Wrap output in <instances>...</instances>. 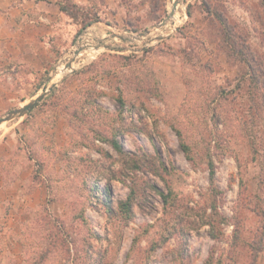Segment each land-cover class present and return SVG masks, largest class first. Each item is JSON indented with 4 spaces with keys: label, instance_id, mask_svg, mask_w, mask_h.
Listing matches in <instances>:
<instances>
[{
    "label": "rangeland",
    "instance_id": "1",
    "mask_svg": "<svg viewBox=\"0 0 264 264\" xmlns=\"http://www.w3.org/2000/svg\"><path fill=\"white\" fill-rule=\"evenodd\" d=\"M173 2L89 0L73 8L75 26L48 69L0 76L5 264L44 255L53 235L58 250L42 264H204L211 251L226 264H264L251 247L263 127L249 81L239 86L247 66L229 59L218 19L262 53V0H183L175 25ZM45 86L30 111L15 112Z\"/></svg>",
    "mask_w": 264,
    "mask_h": 264
},
{
    "label": "crops",
    "instance_id": "2",
    "mask_svg": "<svg viewBox=\"0 0 264 264\" xmlns=\"http://www.w3.org/2000/svg\"><path fill=\"white\" fill-rule=\"evenodd\" d=\"M73 26L60 0H0V76L15 79L48 69Z\"/></svg>",
    "mask_w": 264,
    "mask_h": 264
},
{
    "label": "trees",
    "instance_id": "3",
    "mask_svg": "<svg viewBox=\"0 0 264 264\" xmlns=\"http://www.w3.org/2000/svg\"><path fill=\"white\" fill-rule=\"evenodd\" d=\"M62 11L68 16L71 21L76 19V12H73V8H77V10L82 9L85 5L81 2L75 0H60ZM261 6L264 11V0H262ZM207 12L211 13L212 10L210 7L207 8ZM220 21V25L222 29H219V35L222 37L224 41V45H227V54L229 59H235L236 61L243 63L247 66V72L245 76H242L239 82V86L242 87L244 82L248 80L249 90L251 95V100L253 101L251 104V108L254 110V115L257 117L260 122H262L263 134L259 138V141L256 143L257 146H260L261 149H257L255 154H259L263 158L264 162V52L258 53L252 50L247 42V39L243 38V35L240 34L238 36L239 40L237 41L236 34L234 33V29L231 27L228 19L220 15L218 17ZM73 23H76L75 21ZM93 24V20L87 21L82 24V28L79 30L81 32L86 27ZM263 40H264V30H263ZM264 42V41H263ZM256 111V112H255ZM258 113V114H257ZM179 137L181 139V145L187 156L190 159L191 146L184 141L182 136V132L178 130ZM119 149L120 146L115 144ZM207 155L209 156V166L211 169L212 178L215 174L214 160L212 154L210 152V148L207 150ZM264 170V167H263ZM173 190L171 189L169 194L162 193L165 197V201L168 202ZM132 196H129L128 199L121 202V210L126 213L127 218L131 217L132 214V206H131ZM253 210L256 211L257 215L260 218V223L256 232V239L253 241V249H255L258 253L264 251V176L262 178V187L260 188V193L256 194L255 204L253 206ZM226 219V218H225ZM234 239L232 240L230 246L233 250L234 245L238 244L240 239L239 228H236L234 231ZM58 236L53 235V240L49 244V249L46 250L45 254H51L57 252V244H58ZM45 254L41 255L37 258H27L25 260V264H42L45 259ZM204 264H226L225 258L223 255L219 256L217 259L213 257V251L206 259Z\"/></svg>",
    "mask_w": 264,
    "mask_h": 264
},
{
    "label": "water",
    "instance_id": "4",
    "mask_svg": "<svg viewBox=\"0 0 264 264\" xmlns=\"http://www.w3.org/2000/svg\"><path fill=\"white\" fill-rule=\"evenodd\" d=\"M179 0H175L174 2H173V9L169 12V15H168V18H170L174 13H175V9L178 7V5H179ZM166 23V20L165 21H163V23L162 24H165ZM79 51L80 50H76V54H78L79 53ZM43 90L44 91H46L47 90V86H45L44 88H43ZM45 93V92H44ZM44 96V94L43 95H40V96H38L35 100H33L31 103H28V104H26V105H24L20 110H16L15 112L17 113V112H20V111H23V112H27V111H30L40 100H41V98ZM4 119H9V116L8 117H6V118H4ZM3 121V119H0V123Z\"/></svg>",
    "mask_w": 264,
    "mask_h": 264
},
{
    "label": "bare ground",
    "instance_id": "5",
    "mask_svg": "<svg viewBox=\"0 0 264 264\" xmlns=\"http://www.w3.org/2000/svg\"><path fill=\"white\" fill-rule=\"evenodd\" d=\"M175 1V0H174ZM179 5H178V7L175 9V13L169 18V20H168V22L169 23H172L173 25H175L177 22H179V19H180V5H181V3L183 2V0H179ZM180 6V7H179ZM170 9L172 10L173 9V3L171 4V6H170ZM77 49H75L74 51H73V53H74V57H76V56H78L82 51H81V49H79L80 51H79V53L78 54H76L75 53V51H76ZM72 65V64H71ZM73 66V65H72ZM71 66V67H72ZM68 69V67L67 66H63L62 67V70H67ZM44 90H42L41 92H39V94L37 95V96H40V95H43L44 94Z\"/></svg>",
    "mask_w": 264,
    "mask_h": 264
}]
</instances>
